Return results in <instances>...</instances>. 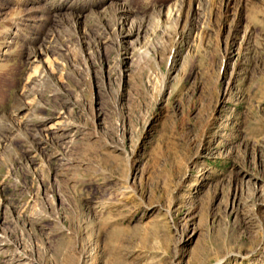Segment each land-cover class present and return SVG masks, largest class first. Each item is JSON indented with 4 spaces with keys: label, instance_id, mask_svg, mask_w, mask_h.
Masks as SVG:
<instances>
[{
    "label": "rangeland",
    "instance_id": "obj_1",
    "mask_svg": "<svg viewBox=\"0 0 264 264\" xmlns=\"http://www.w3.org/2000/svg\"><path fill=\"white\" fill-rule=\"evenodd\" d=\"M0 264H264V0H0Z\"/></svg>",
    "mask_w": 264,
    "mask_h": 264
},
{
    "label": "bare ground",
    "instance_id": "obj_2",
    "mask_svg": "<svg viewBox=\"0 0 264 264\" xmlns=\"http://www.w3.org/2000/svg\"><path fill=\"white\" fill-rule=\"evenodd\" d=\"M123 9V8H122ZM124 12H128V8L127 9H124ZM125 17V16H124ZM133 31H135V30H131V32H133ZM131 34V33H130ZM43 53V49H41V48H35L32 52H31V55H29L30 57H29V59H33V61H40L39 60V56H40V54H42ZM16 108V107H15ZM24 109H26V107L24 106V105H19V106H17V109H16V114H18L19 112H21V111H23ZM63 130V129H62ZM56 132V131H55ZM59 132V131H58ZM37 136V135H36ZM43 136V135H42ZM41 136V137H42ZM38 138H40V136L38 137ZM43 140V139H42ZM41 140V141H42Z\"/></svg>",
    "mask_w": 264,
    "mask_h": 264
}]
</instances>
